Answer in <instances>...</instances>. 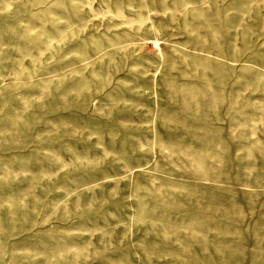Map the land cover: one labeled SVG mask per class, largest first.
<instances>
[{"label":"rangeland","instance_id":"rangeland-1","mask_svg":"<svg viewBox=\"0 0 264 264\" xmlns=\"http://www.w3.org/2000/svg\"><path fill=\"white\" fill-rule=\"evenodd\" d=\"M0 264H264V0H0Z\"/></svg>","mask_w":264,"mask_h":264}]
</instances>
